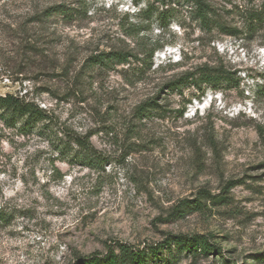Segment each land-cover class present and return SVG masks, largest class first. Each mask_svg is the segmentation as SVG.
<instances>
[{"label":"rangeland","instance_id":"374dc122","mask_svg":"<svg viewBox=\"0 0 264 264\" xmlns=\"http://www.w3.org/2000/svg\"><path fill=\"white\" fill-rule=\"evenodd\" d=\"M136 1L0 0V95L45 114L31 128L0 118V264H78L119 245L141 252L128 264H264V20H247L264 0H206L209 30L188 0ZM82 2L80 17L46 14ZM139 42L160 47L150 66ZM110 50L137 59L91 65ZM204 63L233 79L170 89ZM148 101L155 112L137 115ZM80 137L99 164L75 157ZM198 234L216 250L173 241Z\"/></svg>","mask_w":264,"mask_h":264},{"label":"trees","instance_id":"16d2710c","mask_svg":"<svg viewBox=\"0 0 264 264\" xmlns=\"http://www.w3.org/2000/svg\"><path fill=\"white\" fill-rule=\"evenodd\" d=\"M136 4L137 1L133 0ZM192 3L194 7V13L197 19L200 22V26L209 30L212 25V20L210 19L209 12L210 8L206 0H188ZM64 5L58 4L46 9L47 15L59 14L63 19L71 20L75 16L80 17L82 14L86 13L85 3L78 5L76 8H63ZM149 11V9H147ZM141 13V12H140ZM164 14V13H160ZM247 20L251 29H255L258 24L264 20V6L261 10L250 11L247 14ZM138 24L126 22L125 25L122 24L121 29L123 35L129 38H136L139 35V30L137 29ZM232 32L236 31L231 30ZM138 39V38H137ZM140 47V52L144 55L145 62L150 66L151 57L153 52L160 48L158 44L147 48L143 42L138 43ZM129 57L137 59L136 54H133L130 50H110L107 52H99L91 56V65H96L103 68H109L111 65L116 63L127 62ZM144 61V60H143ZM190 79L195 82L196 88L203 91V84H208L211 86H217L222 80H231L233 79L232 73L226 70L223 64H209L204 63L201 66L197 67L192 72H186L184 78L179 79L177 82L170 83V89L179 88L182 81ZM237 83V80L234 81ZM154 101H148L137 108V115H147V113L155 112L152 111ZM45 117V114L42 109H40L36 104L28 101L21 100L17 97L11 95H0V118L9 125H15L19 123V127L31 128L36 125L41 119ZM75 143L78 146V150L75 152V157L86 165H91V163L99 164L101 158L98 157L96 150L90 144L88 137H80L75 139ZM69 144L62 142L59 144L60 152L68 153ZM10 215L3 212L0 208V222H6L9 219ZM176 245H183L188 253L193 255L197 253V250H200L203 254H208L210 251L216 250L214 245L211 244L208 240V236L205 235H193V236H178L177 239H173ZM171 242V239L169 240ZM166 242V245H169ZM119 253H115L113 250H110L103 258L100 260L99 257L90 256L86 259L81 260L78 264H128L129 260H138V256L141 252H135L126 245H119ZM103 261V262H102Z\"/></svg>","mask_w":264,"mask_h":264}]
</instances>
